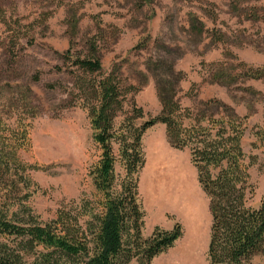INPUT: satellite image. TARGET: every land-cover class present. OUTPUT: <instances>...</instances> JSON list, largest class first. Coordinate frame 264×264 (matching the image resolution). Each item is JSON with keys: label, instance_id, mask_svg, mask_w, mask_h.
I'll use <instances>...</instances> for the list:
<instances>
[{"label": "rangeland", "instance_id": "rangeland-1", "mask_svg": "<svg viewBox=\"0 0 264 264\" xmlns=\"http://www.w3.org/2000/svg\"><path fill=\"white\" fill-rule=\"evenodd\" d=\"M91 43L103 71L116 64L140 89L132 100L146 116L160 112L158 92L168 89L196 116L216 115L221 105L246 115L242 147L255 159L250 176L252 204H258L264 77L241 73L264 71V0H0V114L8 129L20 122L30 133L32 148L19 157L37 167L30 173L34 185L21 194L34 215L49 220L94 193L87 169L99 150L86 113L70 95L74 68L65 61L67 52L86 55ZM217 71L230 77L217 82ZM142 146L143 235L176 223L182 229L151 264H207L208 199L188 150L172 148L161 124L144 133ZM254 264H264V256Z\"/></svg>", "mask_w": 264, "mask_h": 264}, {"label": "trees", "instance_id": "trees-1", "mask_svg": "<svg viewBox=\"0 0 264 264\" xmlns=\"http://www.w3.org/2000/svg\"><path fill=\"white\" fill-rule=\"evenodd\" d=\"M65 61L74 68L70 95L86 113L99 150L87 169L94 193L57 209L49 220L34 215L25 203L28 197L21 194L34 185L30 173L37 167L19 157L32 148L30 133L20 122L8 129L0 114V264H151L172 248L182 236L181 226L155 227L145 237L139 202L138 175L145 164L142 138L157 124L164 126L172 148L188 150L208 199L207 264H254L264 256V194L252 204L250 169L255 159L242 147L246 115L221 105L216 115L196 116L168 89L158 92L160 112L146 116L132 100L140 89L128 83L116 64L103 71L93 43L84 56L67 52ZM241 74L264 77L263 70ZM229 77L222 71L213 75L217 82ZM33 80L38 81V75ZM260 137L264 142V133Z\"/></svg>", "mask_w": 264, "mask_h": 264}, {"label": "crops", "instance_id": "crops-1", "mask_svg": "<svg viewBox=\"0 0 264 264\" xmlns=\"http://www.w3.org/2000/svg\"><path fill=\"white\" fill-rule=\"evenodd\" d=\"M173 190H174V192H176V187Z\"/></svg>", "mask_w": 264, "mask_h": 264}]
</instances>
